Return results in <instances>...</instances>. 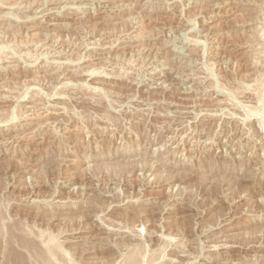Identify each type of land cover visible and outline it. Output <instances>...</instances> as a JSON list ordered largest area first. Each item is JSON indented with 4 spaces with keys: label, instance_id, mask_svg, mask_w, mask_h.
Wrapping results in <instances>:
<instances>
[{
    "label": "rangeland",
    "instance_id": "obj_1",
    "mask_svg": "<svg viewBox=\"0 0 264 264\" xmlns=\"http://www.w3.org/2000/svg\"><path fill=\"white\" fill-rule=\"evenodd\" d=\"M0 264H264V0H0Z\"/></svg>",
    "mask_w": 264,
    "mask_h": 264
},
{
    "label": "bare ground",
    "instance_id": "obj_2",
    "mask_svg": "<svg viewBox=\"0 0 264 264\" xmlns=\"http://www.w3.org/2000/svg\"><path fill=\"white\" fill-rule=\"evenodd\" d=\"M1 123H2V122H1ZM12 252H13V251H12ZM12 252H11V253H12ZM12 259H13V258H12ZM20 261H21V260H20Z\"/></svg>",
    "mask_w": 264,
    "mask_h": 264
}]
</instances>
